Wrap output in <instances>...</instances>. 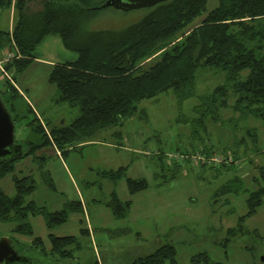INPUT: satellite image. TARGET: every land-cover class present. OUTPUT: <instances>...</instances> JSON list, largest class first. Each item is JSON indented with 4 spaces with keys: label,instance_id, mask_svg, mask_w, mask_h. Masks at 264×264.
<instances>
[{
    "label": "trees",
    "instance_id": "16d2710c",
    "mask_svg": "<svg viewBox=\"0 0 264 264\" xmlns=\"http://www.w3.org/2000/svg\"><path fill=\"white\" fill-rule=\"evenodd\" d=\"M34 1L40 2V9H32L29 0H0V8H12L15 16L12 30L0 27L1 55L4 49L16 48L21 55L14 56L5 66L15 81L18 72L33 62L36 47L43 39L58 35L65 47L78 56L72 61L55 63L48 80L57 89L58 101L78 106L80 113L70 124L52 126L50 131L37 123L33 129L41 134L42 140L39 143L25 140L29 149L21 158L49 143L63 154L76 145L94 141L103 130L121 125L134 115L140 100L165 90L174 89L180 101L185 100L195 94L198 73L204 69L224 74L225 80L201 96L200 103L194 107V123L205 128L210 116L215 122L221 121V109L230 107L238 113L237 117L229 118L230 124L249 117L264 124V0H218L213 8H208L210 0H166L146 8L140 19L117 29L89 28L105 0ZM0 92L16 121L23 118L25 114L20 108L23 94L11 79L4 80ZM232 128L235 132L241 130L239 125ZM241 137L239 141L235 139L232 150L224 147L216 150L210 146L201 149V152L229 156V161L225 159L219 166H210L218 171L226 167L234 172L217 194L249 191L247 213L227 230L233 238L251 234L245 221L264 200V163L257 166L258 174L253 178L257 184L255 189L247 188L243 178L235 173L237 161L245 156L244 150L248 152V145L260 146L256 128H247L246 135ZM17 160L0 162V178L14 173ZM174 166L178 168L179 164ZM125 169L122 166L105 173L119 179ZM13 181L14 195L6 193L0 185V223L11 224L10 237L16 245L20 249H35L48 259L50 255L73 258L81 247L78 237L58 236L52 229L68 220L69 212L78 209L77 202L50 211L34 200H26L27 194L36 187L30 174L19 177L14 173ZM127 182L131 193L149 185L145 178L129 177ZM108 204L117 217H125L131 200L122 201L114 193ZM39 214L44 216L50 229L49 243L34 235L29 217ZM81 230L85 234L88 228ZM15 235L31 237V240L22 244ZM260 240L264 244V235H260ZM166 260L178 264L172 243L162 244L130 264H163ZM91 264L102 263L95 259ZM190 264L224 263L200 252L192 256Z\"/></svg>",
    "mask_w": 264,
    "mask_h": 264
},
{
    "label": "rangeland",
    "instance_id": "374dc122",
    "mask_svg": "<svg viewBox=\"0 0 264 264\" xmlns=\"http://www.w3.org/2000/svg\"><path fill=\"white\" fill-rule=\"evenodd\" d=\"M217 1L210 0L208 8H213ZM29 4L34 10L41 8L38 1L29 0ZM146 12V8L125 11L106 7L89 23V28H121ZM50 38L58 37L48 36L38 47L40 51L54 48ZM49 72L48 66L33 63L17 74L15 86L22 89L24 97L20 101L25 114L16 121L17 142L39 143L41 134L33 129L37 123L47 124L50 131L52 126L70 124L80 113L78 106L58 101L57 89L48 80ZM224 80L222 73L200 70L196 92L185 100L180 101L174 89L165 90L140 100L134 115L121 125L103 130L93 143L76 145L61 155L49 143L18 159L14 173L19 177L30 174L36 184L27 194V201L34 200L50 211L65 208L73 201L85 205L84 210L70 211L68 220L52 229L59 235L78 237L81 247L75 256L60 259L50 255L48 259L37 255L31 264H91L95 259L102 264H130L165 243L175 246L178 264H190L192 256L200 252L224 264H264L260 260L264 255L260 240V235H264V200L245 221L251 234L233 238L227 230L247 213L249 191L217 193L234 172L226 167L218 171L210 164L200 166L187 160L179 163L167 159L170 151H201L205 146L232 150L236 138L239 141L247 128H256L260 146L248 145V152L244 150L247 153L243 151L245 156L237 161L235 173L250 190L257 187L253 178L258 174L257 166L264 163L263 122L249 117L230 124L229 118L238 115L230 107L221 109V121L215 122L210 116L205 128L193 122L194 107L200 103L201 96ZM234 125H239L241 130L235 132ZM175 163L179 164L178 168ZM122 166L126 169L119 179L105 173ZM14 173L0 178L2 189L9 195L16 193ZM129 177L145 178L149 185L131 193ZM114 193L122 201L131 200L125 217H117L108 204ZM29 219L34 235L49 243L50 229L44 216L30 215ZM10 228L11 224L0 223V235H12ZM82 228H90L91 234L82 233ZM15 237L22 244L31 240L27 236ZM163 264L171 263L166 260Z\"/></svg>",
    "mask_w": 264,
    "mask_h": 264
},
{
    "label": "water",
    "instance_id": "95a60500",
    "mask_svg": "<svg viewBox=\"0 0 264 264\" xmlns=\"http://www.w3.org/2000/svg\"><path fill=\"white\" fill-rule=\"evenodd\" d=\"M166 0H105L99 7H114L121 10H132L152 7ZM16 119L0 92V162L4 159L15 161L26 152L25 142H17L15 138ZM37 255L35 249H20L8 235H0V264H31ZM260 260L264 262V255Z\"/></svg>",
    "mask_w": 264,
    "mask_h": 264
},
{
    "label": "crops",
    "instance_id": "0c3cea01",
    "mask_svg": "<svg viewBox=\"0 0 264 264\" xmlns=\"http://www.w3.org/2000/svg\"><path fill=\"white\" fill-rule=\"evenodd\" d=\"M13 12H14V10L12 8L11 9L0 8V27L2 29L12 30L13 25H14V18H15ZM48 36L51 37V35H47L43 39V41L41 42L42 44L45 41H47ZM55 36L58 37V38H50V40L54 44V48L53 49L45 48V50L40 51L38 47H41V43L36 47V50L34 52L35 57H34V60H33V62L31 64H33V63H35V64H44V65L48 66L50 71H51V68H52V66L55 63L64 62V61H72V60H75L77 58L78 54L75 51L66 48L64 43H63V41H62V39L58 35H55ZM18 87H19V91L22 92V89L20 88L19 85H18ZM40 123L45 127V130H47L46 129L47 128V124H44L43 122H40ZM94 141H91V142H88V143H93ZM79 145H81V144H79ZM58 153L60 154V150H58ZM79 203L80 204H78L77 208H79V209L81 208L82 210H84L85 205H83L82 202H79ZM57 210H60V209H57ZM52 211H55V210H52ZM85 234H87V235L91 234L90 228H88V231H85ZM56 235L64 236V235H59V234H56Z\"/></svg>",
    "mask_w": 264,
    "mask_h": 264
},
{
    "label": "built area",
    "instance_id": "2783aa9c",
    "mask_svg": "<svg viewBox=\"0 0 264 264\" xmlns=\"http://www.w3.org/2000/svg\"><path fill=\"white\" fill-rule=\"evenodd\" d=\"M14 56L20 57V53L16 48L14 51L9 49H4L2 51V57L0 58V89H2L4 80L6 78L11 79V81L15 83V81L11 77V73L7 70L5 64L9 62ZM18 87V86H17ZM19 88V87H18ZM22 93V92H21ZM23 94V93H22ZM167 159L169 162L177 161L179 163L187 162L195 163L197 165L201 163H206L214 166H219L226 158V156L220 153H205L199 150L197 151H170L167 153Z\"/></svg>",
    "mask_w": 264,
    "mask_h": 264
},
{
    "label": "flooded vegetation",
    "instance_id": "af4514ba",
    "mask_svg": "<svg viewBox=\"0 0 264 264\" xmlns=\"http://www.w3.org/2000/svg\"><path fill=\"white\" fill-rule=\"evenodd\" d=\"M20 108L22 109L21 103H20Z\"/></svg>",
    "mask_w": 264,
    "mask_h": 264
}]
</instances>
